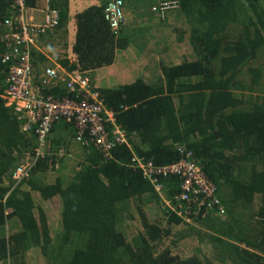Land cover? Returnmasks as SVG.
Segmentation results:
<instances>
[{
	"label": "trees",
	"instance_id": "trees-1",
	"mask_svg": "<svg viewBox=\"0 0 264 264\" xmlns=\"http://www.w3.org/2000/svg\"><path fill=\"white\" fill-rule=\"evenodd\" d=\"M146 1L139 4L146 8ZM177 1L174 64H161L152 84L99 89L129 146L116 145L105 157L79 143L71 157L39 160L10 190L11 169L36 139L19 132L20 121L0 98V264H264V0ZM11 2L0 0V38ZM51 2L66 31L69 1ZM72 21V51L83 71L111 65L128 44L121 30L111 31L101 5ZM50 141L53 151L67 144ZM177 146L192 152L215 184L224 217L210 211L184 223L162 209L153 186L131 166L133 156L177 162ZM162 182L168 197L179 192L178 177ZM184 240L205 249L181 251Z\"/></svg>",
	"mask_w": 264,
	"mask_h": 264
},
{
	"label": "built area",
	"instance_id": "built-area-1",
	"mask_svg": "<svg viewBox=\"0 0 264 264\" xmlns=\"http://www.w3.org/2000/svg\"><path fill=\"white\" fill-rule=\"evenodd\" d=\"M125 0H108L103 6V17L113 33H118L125 24ZM26 0H12V16L7 20V32L3 40L7 44L1 63L7 68L0 98L9 106L21 123V132L33 135L35 146L23 153L11 169L7 182L13 186L27 181L36 163L49 156L65 157V150L53 151L50 147L52 129L63 121L76 131L75 141L92 144L107 157L110 150L124 144L129 146V137L116 122L115 115L104 103L93 73L97 69L83 71L61 64L36 68L33 50L41 37H53L60 25V13L51 0H45L42 9L43 21L34 23L25 19ZM177 0H161L150 11L165 19L177 12ZM59 90V91H58ZM181 159L177 162L156 165L133 156L131 166L141 172L143 178L154 188L165 212H171L186 224L195 218L208 216L212 211L224 217L225 210L216 196V186L205 176L192 152L177 146ZM180 179L179 192L166 195L163 180ZM11 213L10 209L5 212Z\"/></svg>",
	"mask_w": 264,
	"mask_h": 264
},
{
	"label": "crops",
	"instance_id": "crops-1",
	"mask_svg": "<svg viewBox=\"0 0 264 264\" xmlns=\"http://www.w3.org/2000/svg\"><path fill=\"white\" fill-rule=\"evenodd\" d=\"M68 1L69 15L66 31L59 27L53 37L46 36L38 39L37 46L33 50V62L36 68L42 69L52 64H64L66 66H63L67 68L75 67L77 59L72 48L75 41L76 27L72 19L76 13L84 8L92 5L104 6L108 0ZM158 1L161 0H151L145 8L139 4L140 0H133L131 3L129 0H125V24L120 30L127 37L128 44L125 48L115 52V58L111 65L97 68L94 71L93 78L99 89L116 88L132 84L137 80L152 84L160 76L161 64H174L175 54L173 52L174 48L177 47V44H175L177 36L174 29L180 24V12L169 13V16L165 19H160L150 11V7ZM26 5L25 19L34 23H41L43 21L42 9L45 0H26ZM8 19H6L2 28L4 34L8 30L6 24ZM1 39L4 41L2 36ZM6 47L7 44L4 42V50ZM5 105L7 106L6 103ZM19 132H21L20 125ZM75 135L76 131L72 125L58 123L54 126L50 140L67 139L66 147L63 148L65 157L61 159L71 157L72 153H75V151L70 153L71 148L76 147L77 149L80 146L75 141ZM5 185L6 187L10 186V190L14 188L12 182H6ZM8 227L7 223L5 234H8Z\"/></svg>",
	"mask_w": 264,
	"mask_h": 264
},
{
	"label": "rangeland",
	"instance_id": "rangeland-1",
	"mask_svg": "<svg viewBox=\"0 0 264 264\" xmlns=\"http://www.w3.org/2000/svg\"><path fill=\"white\" fill-rule=\"evenodd\" d=\"M146 1V0H145ZM149 1H151V0H149ZM147 2V1H146ZM158 215H156V217H157ZM186 228H184L183 230H185ZM180 231V230H179ZM177 237V236H176ZM170 239H172V238H170ZM200 245V246H199ZM177 247L179 248V249H181V251H188L189 249H191L192 247H198V248H200V249H202V251L205 249V247H204V244H196L194 241H192V242H190V240H184V241H182L181 243H179L178 245H177ZM216 263H217V261H216ZM218 264V263H217ZM220 264H227V263H220Z\"/></svg>",
	"mask_w": 264,
	"mask_h": 264
}]
</instances>
